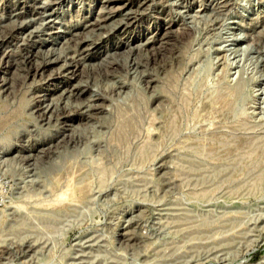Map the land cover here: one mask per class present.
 Listing matches in <instances>:
<instances>
[{
  "label": "rangeland",
  "instance_id": "rangeland-1",
  "mask_svg": "<svg viewBox=\"0 0 264 264\" xmlns=\"http://www.w3.org/2000/svg\"><path fill=\"white\" fill-rule=\"evenodd\" d=\"M0 264H264V0H0Z\"/></svg>",
  "mask_w": 264,
  "mask_h": 264
}]
</instances>
